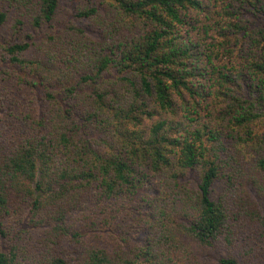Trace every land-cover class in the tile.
Masks as SVG:
<instances>
[{
	"label": "trees",
	"instance_id": "16d2710c",
	"mask_svg": "<svg viewBox=\"0 0 264 264\" xmlns=\"http://www.w3.org/2000/svg\"><path fill=\"white\" fill-rule=\"evenodd\" d=\"M0 264H264V0H0Z\"/></svg>",
	"mask_w": 264,
	"mask_h": 264
}]
</instances>
